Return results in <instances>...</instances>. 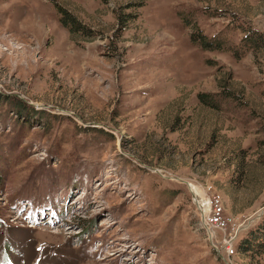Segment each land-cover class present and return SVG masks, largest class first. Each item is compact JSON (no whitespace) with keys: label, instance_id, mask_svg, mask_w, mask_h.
<instances>
[{"label":"rangeland","instance_id":"rangeland-1","mask_svg":"<svg viewBox=\"0 0 264 264\" xmlns=\"http://www.w3.org/2000/svg\"><path fill=\"white\" fill-rule=\"evenodd\" d=\"M262 217L264 0H0V264H264Z\"/></svg>","mask_w":264,"mask_h":264},{"label":"trees","instance_id":"trees-1","mask_svg":"<svg viewBox=\"0 0 264 264\" xmlns=\"http://www.w3.org/2000/svg\"><path fill=\"white\" fill-rule=\"evenodd\" d=\"M61 11L60 21L61 24L65 25L69 31H74L78 29H82V27L76 23V20L66 14L64 10ZM81 27V28H80ZM194 37H196L197 41H199V45H201L203 48H214L217 46L219 41L211 39H204L202 34H194L191 35V39L194 40ZM248 43H251L252 45L256 44L258 39L257 37H251L246 40ZM196 43V42H195ZM206 96L205 94H201L200 97ZM206 97L202 98L206 102H208ZM237 249L239 251H250L254 252L255 254H262L264 253V217L261 218L260 222H258L254 227L250 228L246 236L242 238V240L239 242Z\"/></svg>","mask_w":264,"mask_h":264},{"label":"built area","instance_id":"built-area-1","mask_svg":"<svg viewBox=\"0 0 264 264\" xmlns=\"http://www.w3.org/2000/svg\"><path fill=\"white\" fill-rule=\"evenodd\" d=\"M190 192L194 205L199 212L200 224L205 230L210 229L211 231L213 227L223 229L224 218L222 217V202L219 194H207L201 188H196V194L192 191ZM221 246L226 251L227 255L232 253L231 238L224 241Z\"/></svg>","mask_w":264,"mask_h":264},{"label":"bare ground","instance_id":"bare-ground-1","mask_svg":"<svg viewBox=\"0 0 264 264\" xmlns=\"http://www.w3.org/2000/svg\"><path fill=\"white\" fill-rule=\"evenodd\" d=\"M193 187H194V186L190 185V186H189V189H190V191H192L194 194H196V193H195V191H196V187H194V188H193Z\"/></svg>","mask_w":264,"mask_h":264}]
</instances>
